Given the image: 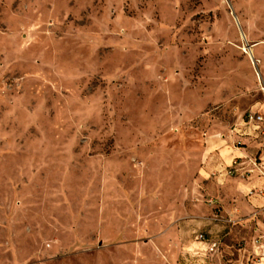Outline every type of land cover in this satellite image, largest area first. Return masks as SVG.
Segmentation results:
<instances>
[{
	"label": "rangeland",
	"instance_id": "374dc122",
	"mask_svg": "<svg viewBox=\"0 0 264 264\" xmlns=\"http://www.w3.org/2000/svg\"><path fill=\"white\" fill-rule=\"evenodd\" d=\"M263 101L264 0H0V264H222L158 239Z\"/></svg>",
	"mask_w": 264,
	"mask_h": 264
},
{
	"label": "crops",
	"instance_id": "0c3cea01",
	"mask_svg": "<svg viewBox=\"0 0 264 264\" xmlns=\"http://www.w3.org/2000/svg\"><path fill=\"white\" fill-rule=\"evenodd\" d=\"M258 104L250 109L263 112L264 101ZM204 142L198 172L202 183L199 193L203 197L209 193L208 199L213 203L187 202L184 218L203 227L212 238L217 236L219 245L212 252L214 263L245 264L242 251L246 248L241 245H250L252 239L264 245V134L245 125L240 117L231 129L208 134ZM187 232L183 226L170 227L158 241L177 250L176 255L179 251L194 253L195 248H206L198 241L188 240ZM234 250L238 251L237 257ZM166 257L167 264H174V257ZM254 263L264 264V253Z\"/></svg>",
	"mask_w": 264,
	"mask_h": 264
},
{
	"label": "built area",
	"instance_id": "2783aa9c",
	"mask_svg": "<svg viewBox=\"0 0 264 264\" xmlns=\"http://www.w3.org/2000/svg\"><path fill=\"white\" fill-rule=\"evenodd\" d=\"M246 114L242 117V121L245 125L253 126L254 130L257 131L259 134H264V111L259 112L256 110H248L245 112ZM216 219V218H215ZM197 239L206 246L205 249L208 252H215L218 248V240L212 238L206 232H199L197 233Z\"/></svg>",
	"mask_w": 264,
	"mask_h": 264
},
{
	"label": "bare ground",
	"instance_id": "6f19581e",
	"mask_svg": "<svg viewBox=\"0 0 264 264\" xmlns=\"http://www.w3.org/2000/svg\"><path fill=\"white\" fill-rule=\"evenodd\" d=\"M242 51L247 52L244 48H242ZM249 53V52H248Z\"/></svg>",
	"mask_w": 264,
	"mask_h": 264
}]
</instances>
